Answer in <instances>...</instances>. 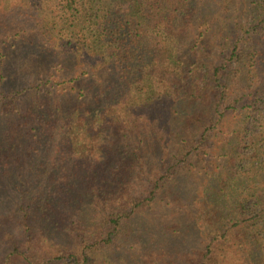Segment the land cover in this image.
Listing matches in <instances>:
<instances>
[{
    "label": "trees",
    "instance_id": "trees-1",
    "mask_svg": "<svg viewBox=\"0 0 264 264\" xmlns=\"http://www.w3.org/2000/svg\"><path fill=\"white\" fill-rule=\"evenodd\" d=\"M0 264H264V0H0Z\"/></svg>",
    "mask_w": 264,
    "mask_h": 264
}]
</instances>
